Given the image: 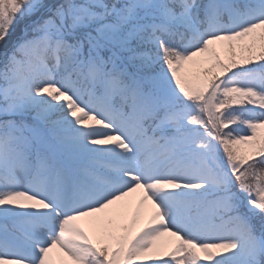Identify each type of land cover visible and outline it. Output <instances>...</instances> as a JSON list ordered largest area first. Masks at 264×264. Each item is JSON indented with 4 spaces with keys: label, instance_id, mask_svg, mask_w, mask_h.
Listing matches in <instances>:
<instances>
[{
    "label": "snow or ice",
    "instance_id": "6c2138e0",
    "mask_svg": "<svg viewBox=\"0 0 264 264\" xmlns=\"http://www.w3.org/2000/svg\"><path fill=\"white\" fill-rule=\"evenodd\" d=\"M0 264H264V0H0Z\"/></svg>",
    "mask_w": 264,
    "mask_h": 264
},
{
    "label": "trees",
    "instance_id": "16d2710c",
    "mask_svg": "<svg viewBox=\"0 0 264 264\" xmlns=\"http://www.w3.org/2000/svg\"><path fill=\"white\" fill-rule=\"evenodd\" d=\"M20 33L19 28H17L16 32L12 34V36L3 44H0V52L7 51L11 45L12 42H15L16 39L19 37L18 34ZM2 59V57H0Z\"/></svg>",
    "mask_w": 264,
    "mask_h": 264
},
{
    "label": "rangeland",
    "instance_id": "374dc122",
    "mask_svg": "<svg viewBox=\"0 0 264 264\" xmlns=\"http://www.w3.org/2000/svg\"><path fill=\"white\" fill-rule=\"evenodd\" d=\"M20 34V33H19ZM19 34H18V36H19ZM13 43V42H12Z\"/></svg>",
    "mask_w": 264,
    "mask_h": 264
}]
</instances>
